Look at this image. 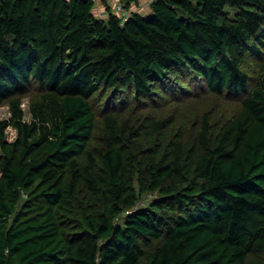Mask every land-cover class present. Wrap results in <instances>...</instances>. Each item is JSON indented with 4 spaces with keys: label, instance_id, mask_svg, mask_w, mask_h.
I'll use <instances>...</instances> for the list:
<instances>
[{
    "label": "trees",
    "instance_id": "trees-1",
    "mask_svg": "<svg viewBox=\"0 0 264 264\" xmlns=\"http://www.w3.org/2000/svg\"><path fill=\"white\" fill-rule=\"evenodd\" d=\"M102 3L0 0V264H264V0Z\"/></svg>",
    "mask_w": 264,
    "mask_h": 264
},
{
    "label": "rangeland",
    "instance_id": "rangeland-1",
    "mask_svg": "<svg viewBox=\"0 0 264 264\" xmlns=\"http://www.w3.org/2000/svg\"><path fill=\"white\" fill-rule=\"evenodd\" d=\"M110 3H113L112 4L113 7L115 6V1L110 2ZM96 4L98 5L100 3H96ZM142 7H144V6L139 5L137 8L140 9ZM148 9H151V4L145 6L143 10L149 12L150 10H148ZM250 62L252 63L253 66L255 65L253 60H250ZM31 101H32V95L28 94V95L24 96L23 107H24L25 112H26V118L29 120L31 119V113H30ZM213 101H214V99L211 96L207 97L206 101H204L202 103H198V104H194L193 102H185L184 103V101H178L177 102L175 99H172V100H167L163 104H160V105H157L156 103H149L148 105H146L142 109H139V111H140L139 113L142 117V120L143 121L147 120L148 122H151L154 118H161V117H165L167 115L172 114V115H174V117H172V120H171V122H172L171 128L173 130H176L178 128V126H177L178 122H180V121L191 122L192 119L200 116V113H201V110L203 109V106H207V105H203L204 103L205 104L208 103V105H210ZM229 103H233V102H229ZM229 106L234 107V103L229 104ZM214 110L218 113L223 112V110L221 108H218L217 110L214 108ZM10 115H11V113H10L9 105L8 104L1 105L0 106V118L1 119L8 118ZM98 129H99V127H98ZM16 134H17L16 128L13 126H9L8 127L9 139H13L16 136ZM0 175H1V171H0ZM147 194H146V196H144L145 195L144 194L141 197V199L139 201L140 204H144L148 200H151L152 198H154L157 195V192L149 191V192H147Z\"/></svg>",
    "mask_w": 264,
    "mask_h": 264
},
{
    "label": "built area",
    "instance_id": "built-area-1",
    "mask_svg": "<svg viewBox=\"0 0 264 264\" xmlns=\"http://www.w3.org/2000/svg\"><path fill=\"white\" fill-rule=\"evenodd\" d=\"M95 3H102L103 0H93ZM107 2H111L112 0H106ZM115 1V6L113 7L114 12H119L122 18L125 20L134 10L133 7H127L123 0H113ZM137 3V2H132Z\"/></svg>",
    "mask_w": 264,
    "mask_h": 264
},
{
    "label": "crops",
    "instance_id": "crops-1",
    "mask_svg": "<svg viewBox=\"0 0 264 264\" xmlns=\"http://www.w3.org/2000/svg\"><path fill=\"white\" fill-rule=\"evenodd\" d=\"M151 1L152 0H140V2H138V3H133L132 7L134 9H136V10H140V11H143V12H148V11H144L143 9H144L145 6L151 4ZM111 2H113V0ZM111 4H113V3H111ZM139 5H142L144 7L139 9V8H137ZM97 6H98L97 9L99 11L98 13H100L101 15H107L108 14V10H107L108 4L100 3ZM148 10H150V9H148Z\"/></svg>",
    "mask_w": 264,
    "mask_h": 264
},
{
    "label": "clouds",
    "instance_id": "clouds-1",
    "mask_svg": "<svg viewBox=\"0 0 264 264\" xmlns=\"http://www.w3.org/2000/svg\"><path fill=\"white\" fill-rule=\"evenodd\" d=\"M140 2V1H139ZM112 9H113V6H112ZM135 10V9H134Z\"/></svg>",
    "mask_w": 264,
    "mask_h": 264
}]
</instances>
